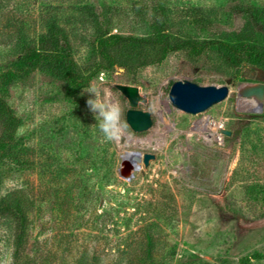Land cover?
<instances>
[{"label": "rangeland", "instance_id": "obj_1", "mask_svg": "<svg viewBox=\"0 0 264 264\" xmlns=\"http://www.w3.org/2000/svg\"><path fill=\"white\" fill-rule=\"evenodd\" d=\"M57 30L76 66L71 83L25 56ZM163 32L234 48L100 44ZM243 43L264 52V0H0V73L10 74L1 93L22 119L5 146L0 118V202L17 200L23 212L0 213V264H264V60L254 63ZM185 78L230 91L189 113L169 98ZM118 83L139 87L150 128L127 122ZM247 84L263 86L258 110L238 107ZM90 88L119 103L120 141L95 127ZM126 151L142 153L129 179Z\"/></svg>", "mask_w": 264, "mask_h": 264}, {"label": "trees", "instance_id": "obj_2", "mask_svg": "<svg viewBox=\"0 0 264 264\" xmlns=\"http://www.w3.org/2000/svg\"><path fill=\"white\" fill-rule=\"evenodd\" d=\"M159 21L162 20L161 16L157 15ZM55 24L52 26L54 27ZM61 31H54L51 38L47 37V34L39 35V50L32 48L26 52L25 56H29L32 58V52H35L38 60H42L43 58L47 61V63L51 66L53 73L60 78L67 80V82H72V74L76 70V66L74 64L73 56L71 49L69 47V43L65 40L62 45L60 43H56L55 38L59 35ZM136 43L140 46H152V45H160L164 52L175 51L187 48H195L197 51H203L208 47L218 44L221 46H226L228 48H234L230 43L220 40V39H210V40H181L176 41L171 38V36L166 33L156 34L154 36H143V37H135V36H123L120 34H112L107 37H103L100 41V44L103 48L108 47L110 45H120L124 43ZM105 52H109L108 48H105ZM240 50H252V55H249L251 60L254 63H260L264 60V52H261L259 47L253 46L249 47L248 44L243 43ZM34 58V57H33ZM32 58V59H33ZM33 68V67H32ZM32 69H29L31 71ZM10 79V74L7 72L0 73V118L4 120L6 124V129L4 131V135H8V138L5 141L8 145L9 140L14 138L18 127L22 123V119L15 113L14 109L8 104L7 100L1 93V90L4 84ZM17 147V143H11V150ZM0 213L1 214H11L21 218L23 215L22 208L19 201H1L0 202ZM23 230L19 232L17 236V242L20 244L23 238ZM208 264V263H207Z\"/></svg>", "mask_w": 264, "mask_h": 264}, {"label": "water", "instance_id": "obj_3", "mask_svg": "<svg viewBox=\"0 0 264 264\" xmlns=\"http://www.w3.org/2000/svg\"><path fill=\"white\" fill-rule=\"evenodd\" d=\"M116 86L127 96L130 102V107L126 113L127 122L136 131H143L150 128L153 124L152 114L148 110L140 109V101H146V97L140 93L139 87L136 85L121 84ZM230 88L228 85L217 84H199L190 79L176 80L170 89L169 98L172 104L180 110L189 113H200L207 110L209 107L224 100L229 94ZM263 95V86H261V99L254 110H258L261 106ZM136 153L142 155L140 151H126L123 154V163L120 169V174L126 178L133 176V170L139 169L141 164L133 165L128 156ZM154 157L153 153H145L143 161L148 164L150 159Z\"/></svg>", "mask_w": 264, "mask_h": 264}, {"label": "clouds", "instance_id": "obj_4", "mask_svg": "<svg viewBox=\"0 0 264 264\" xmlns=\"http://www.w3.org/2000/svg\"><path fill=\"white\" fill-rule=\"evenodd\" d=\"M92 94L86 101L96 121L95 127L106 142L120 141L126 135L127 125L122 119V110L118 102L111 98L108 90L90 88Z\"/></svg>", "mask_w": 264, "mask_h": 264}, {"label": "bare ground", "instance_id": "obj_5", "mask_svg": "<svg viewBox=\"0 0 264 264\" xmlns=\"http://www.w3.org/2000/svg\"><path fill=\"white\" fill-rule=\"evenodd\" d=\"M260 99L261 86L255 84H247L242 87L241 97L238 99V107L243 109H254L257 107ZM215 124L216 126H221L220 123ZM128 158L133 165L141 164L142 162V155H137L135 152L133 154H130Z\"/></svg>", "mask_w": 264, "mask_h": 264}]
</instances>
